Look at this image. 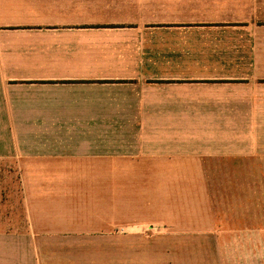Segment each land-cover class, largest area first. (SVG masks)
<instances>
[{
  "label": "crops",
  "instance_id": "1",
  "mask_svg": "<svg viewBox=\"0 0 264 264\" xmlns=\"http://www.w3.org/2000/svg\"><path fill=\"white\" fill-rule=\"evenodd\" d=\"M180 149L264 171V0H0V158L130 171L195 157ZM168 218L147 245L79 229L42 264H264V213Z\"/></svg>",
  "mask_w": 264,
  "mask_h": 264
},
{
  "label": "rangeland",
  "instance_id": "2",
  "mask_svg": "<svg viewBox=\"0 0 264 264\" xmlns=\"http://www.w3.org/2000/svg\"><path fill=\"white\" fill-rule=\"evenodd\" d=\"M94 152L98 158L109 154L107 148ZM181 152L195 157L175 165H133L141 169L130 171L25 172L17 157L0 158V264H19L18 255L26 254L21 251L28 244H35L39 264L49 256L68 255L45 252L42 245L59 248L52 244L68 241L84 228L94 227V244L100 248L107 247L108 235L120 241L131 234L132 242L139 235L147 245L154 243L155 228L179 222L168 217L205 211L264 213V171L246 170L249 164H206L199 149ZM107 163L94 162L99 167ZM108 254L98 251L94 257Z\"/></svg>",
  "mask_w": 264,
  "mask_h": 264
}]
</instances>
